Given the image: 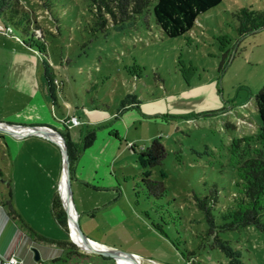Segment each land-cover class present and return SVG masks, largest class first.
Returning a JSON list of instances; mask_svg holds the SVG:
<instances>
[{"label": "rangeland", "instance_id": "374dc122", "mask_svg": "<svg viewBox=\"0 0 264 264\" xmlns=\"http://www.w3.org/2000/svg\"><path fill=\"white\" fill-rule=\"evenodd\" d=\"M14 1L4 3L31 13L49 52L28 48L14 36L30 43L31 35L14 26L13 37L0 32V122L67 135L78 151L71 193L85 236L138 264H186L184 239L192 249L191 231L206 228L193 193L216 185L232 195L238 167L264 154L254 97L264 87V29L239 37L235 16L243 8L264 11V0H223L175 39L153 15L94 32L87 0H75L57 35L42 1ZM155 139L166 155L149 167L142 155ZM56 147L0 132V169L18 191L23 185L25 216L37 234L61 241L67 234L51 207L56 183L60 195ZM147 179L162 182L165 197L150 195ZM220 236L230 243L210 237L205 264H264V232L247 227Z\"/></svg>", "mask_w": 264, "mask_h": 264}, {"label": "trees", "instance_id": "16d2710c", "mask_svg": "<svg viewBox=\"0 0 264 264\" xmlns=\"http://www.w3.org/2000/svg\"><path fill=\"white\" fill-rule=\"evenodd\" d=\"M42 7L50 13V17L60 35V20L63 15L69 17L71 5L75 0H39ZM223 0H87L91 6L92 17L87 16L92 24L94 32H105L110 27H117L124 23L136 20L140 16L149 19L153 15L155 24L159 31L170 39H175L189 33L196 25L198 18L218 7ZM17 3V1H14ZM70 9V10H68ZM68 10V12H67ZM86 15V14H85ZM238 21L236 28L239 37L246 36L260 29H264V11H254L240 9L235 13ZM0 24L12 29V26L21 30L24 35H31V42L25 43L22 38L12 34L31 50L46 52L48 49L47 37L37 26L33 28L34 20L31 13L22 7L5 4L0 0ZM51 37H57L51 34ZM36 38L39 44L35 43ZM49 52V51H48ZM257 113L260 119V133L264 139V87L254 96ZM65 138V137H64ZM68 147L70 162L78 151L73 154L72 147L65 138ZM166 150L159 139L151 142L147 151L143 153V158L149 167L160 165L164 160ZM238 179L234 181L236 191L227 196H223L221 190L213 185L205 194L193 193L192 197L196 208L203 214L206 228L195 233L191 231L192 249L189 248V241L184 239L185 250L181 253L186 264H205L200 257L213 249L210 237L216 242L229 244L222 240L221 233L235 232L237 230L253 227L264 232V154L251 158L237 169ZM5 174L0 169V180H5ZM9 184V182H7ZM150 195L156 200L165 197L167 188L160 181L150 179L144 180ZM7 215L13 221L19 217L14 209L11 200L4 202ZM52 214L58 225L66 232L67 238L61 241H51L39 234L24 222L20 221V228L26 230L28 237L36 245L54 244L61 251L59 257L40 261L38 264H74L90 263V255L83 253L79 247L69 238L67 215L63 209L62 202L56 196L52 202ZM213 240V241H214ZM175 247L178 245L173 243ZM178 249V248H176ZM103 259L102 256H97Z\"/></svg>", "mask_w": 264, "mask_h": 264}, {"label": "crops", "instance_id": "0c3cea01", "mask_svg": "<svg viewBox=\"0 0 264 264\" xmlns=\"http://www.w3.org/2000/svg\"><path fill=\"white\" fill-rule=\"evenodd\" d=\"M63 112V110H62ZM61 134V133H60ZM63 137L67 138L69 141L68 137L66 134H61ZM41 138V137H40ZM44 139V138H42ZM46 140V139H45ZM49 141V140H47ZM55 147V143L51 142ZM57 148V147H56ZM59 151V175H58V180L60 182V178L62 175V154L60 149ZM9 167L11 170L15 171L18 168V163L16 162H10ZM22 169V166L20 167ZM3 171V170H2ZM23 172V171H22ZM5 180H0V264H3V261L5 259L15 257L18 261V264H38V262L35 261L34 259V253L32 251L33 247H36L39 249L40 254H41V261H46L49 259H53L55 257H59L61 255V251L56 247L54 244H39L36 245L32 242V240L28 237L27 231L23 230L20 228V221L25 222L28 227L32 228L35 232L39 231L41 232L40 227L38 225L34 224L32 221L28 220L27 217L25 216V213L22 209V201L20 198L23 199V185L21 184V189L18 191V186L19 183L16 180V182L13 184L10 183L8 184V178L9 174L5 173ZM14 174H16L14 172ZM58 182V181H57ZM57 186L58 183H56L54 187L55 194L51 199V207H52V202L56 196L60 198V195H58L57 192ZM25 190V188H24ZM22 194V195H21ZM14 195V197H13ZM21 196V197H20ZM10 199L13 207L15 208L16 212L20 214L21 217H18L16 221H13L10 219L7 215L6 212V207L4 205V202L6 200ZM61 200V199H60ZM19 216V215H18ZM48 239V238H47ZM50 240V239H49ZM53 241V240H51ZM98 243V242H97ZM102 244V243H100ZM105 245V244H102ZM107 246V245H105ZM108 248H113L109 247ZM116 249V248H114ZM118 250V249H117ZM86 254V253H85ZM90 255L92 258L91 262L88 264H117V262L113 258H107L103 257V259H98L95 254H87ZM100 256V255H99ZM74 264H86V263H74Z\"/></svg>", "mask_w": 264, "mask_h": 264}, {"label": "water", "instance_id": "95a60500", "mask_svg": "<svg viewBox=\"0 0 264 264\" xmlns=\"http://www.w3.org/2000/svg\"><path fill=\"white\" fill-rule=\"evenodd\" d=\"M0 132L8 133L17 137H26V136H36V137H41L46 140H49L53 143H55L61 150L62 154V159H63V169H62V175H61V180H60V186L62 182V177L65 176L66 182H67V188L69 192V199L73 204V207L75 209L73 200H72V193H71V162H70V157H69V152H68V147L66 144L65 138L57 131L54 129H51L49 127H44V126H19V125H11V124H6V123H1L0 122ZM23 133V134H22ZM60 199L62 202L63 209L67 215V222L69 225V238L70 240L75 243L79 249L86 254H95V255H100L103 257L107 258H113L117 264L120 260L124 258V255L132 257L133 255L125 253L123 251L114 249V248H108L105 245H102L100 243H97L91 239H89L85 234L82 232L79 224L80 220V215L77 213L76 209L75 212L77 214V217L74 219L73 222L76 226V229L78 231L79 237H80V244L76 243L72 237V232L70 230V222H71V214L69 212V209L67 208V205L62 199V195L60 192ZM90 245L89 247L85 246L84 244ZM100 245L101 247H95L91 245ZM105 247V248H104ZM32 251L34 253V259L36 262L41 261V254L38 248L33 247ZM134 257V256H133Z\"/></svg>", "mask_w": 264, "mask_h": 264}, {"label": "bare ground", "instance_id": "6f19581e", "mask_svg": "<svg viewBox=\"0 0 264 264\" xmlns=\"http://www.w3.org/2000/svg\"><path fill=\"white\" fill-rule=\"evenodd\" d=\"M60 192H61V195H62V199L65 202V204L67 205V208L69 209V212L71 214L70 230L72 232V237H73V239H74V241L76 243L80 244L81 243L80 242V237H79L78 231L76 229V226H75V224L73 222V218L75 219L77 217V214L75 212V209L73 207L72 202L69 199V192H68L67 182H66L65 176L62 177V182H61V186H60ZM68 228H69V225H68ZM84 245L87 246V247L90 246L87 243L84 244ZM91 246L101 247L102 248V246L95 245V244H93ZM138 263H139V259L137 257H135V256L134 257L133 256L129 257V256H126V255H124V258L118 262V264H138Z\"/></svg>", "mask_w": 264, "mask_h": 264}, {"label": "built area", "instance_id": "2783aa9c", "mask_svg": "<svg viewBox=\"0 0 264 264\" xmlns=\"http://www.w3.org/2000/svg\"><path fill=\"white\" fill-rule=\"evenodd\" d=\"M0 32H3L6 36L10 37L12 34V29L9 27H5L2 24H0ZM63 122L66 124L65 120ZM73 123L77 124L78 122H77V120L74 119ZM3 264H18V261L15 257H11V258L5 259L3 261Z\"/></svg>", "mask_w": 264, "mask_h": 264}]
</instances>
